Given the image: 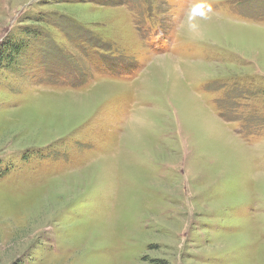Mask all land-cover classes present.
Instances as JSON below:
<instances>
[{"label": "rangeland", "instance_id": "obj_1", "mask_svg": "<svg viewBox=\"0 0 264 264\" xmlns=\"http://www.w3.org/2000/svg\"><path fill=\"white\" fill-rule=\"evenodd\" d=\"M192 2L0 0V264H264V0Z\"/></svg>", "mask_w": 264, "mask_h": 264}, {"label": "clouds", "instance_id": "obj_2", "mask_svg": "<svg viewBox=\"0 0 264 264\" xmlns=\"http://www.w3.org/2000/svg\"><path fill=\"white\" fill-rule=\"evenodd\" d=\"M212 12L213 9L208 0H193L179 27L186 29L192 38H200L199 20L209 19Z\"/></svg>", "mask_w": 264, "mask_h": 264}, {"label": "trees", "instance_id": "obj_3", "mask_svg": "<svg viewBox=\"0 0 264 264\" xmlns=\"http://www.w3.org/2000/svg\"><path fill=\"white\" fill-rule=\"evenodd\" d=\"M143 5V4H142ZM142 17L145 21L144 27H146L147 32L152 34L154 31L159 32L160 29L162 28V22L160 19H156L155 15L147 9L141 12ZM134 17V14H133ZM134 22L136 20H133ZM21 49V46L19 47L18 45L15 47L13 44V41L7 40L6 41V46L4 45V49L0 51V68L4 67L5 62H13L16 58V55L19 54Z\"/></svg>", "mask_w": 264, "mask_h": 264}]
</instances>
